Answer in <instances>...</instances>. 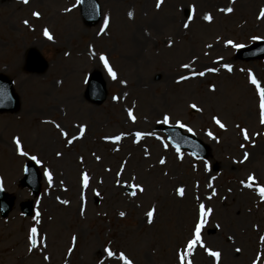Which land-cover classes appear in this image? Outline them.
I'll list each match as a JSON object with an SVG mask.
<instances>
[{
  "label": "rangeland",
  "instance_id": "374dc122",
  "mask_svg": "<svg viewBox=\"0 0 264 264\" xmlns=\"http://www.w3.org/2000/svg\"><path fill=\"white\" fill-rule=\"evenodd\" d=\"M99 2L101 19L87 26L76 0H0V72L20 97L17 111L0 114V180L19 202L31 197L18 183L26 159L35 156L52 178L42 180L32 216L22 215L17 202L0 218V264H123L121 253L131 264H180L185 253L191 264H217L199 244L186 247L200 204L212 209L201 242L221 253L218 264H264V199L257 190L264 187V124L251 83L264 88V59L235 56L240 46L264 39V0H162L159 8L157 0ZM29 49L45 57L44 70L29 68ZM96 69L107 82L99 105L83 95ZM165 115L205 141L208 157L170 145L157 129ZM136 132L146 135L137 140ZM30 226L38 233L32 251L25 241Z\"/></svg>",
  "mask_w": 264,
  "mask_h": 264
},
{
  "label": "snow or ice",
  "instance_id": "6c2138e0",
  "mask_svg": "<svg viewBox=\"0 0 264 264\" xmlns=\"http://www.w3.org/2000/svg\"><path fill=\"white\" fill-rule=\"evenodd\" d=\"M23 2H24V3H27L28 0H23ZM161 3H162V0H157L156 7L159 8L160 5H161ZM221 11L231 12L232 9H231V8L221 9ZM32 15H33V16H38L39 14L36 13V12H33ZM128 15H129V17L131 18L132 13L129 12ZM260 17H264V9H261V10H260V16H259L258 18H260ZM103 19H104V24H103V26H102L101 29H100V32H101V33L104 32V30L107 28L108 23H109V17H108L107 15H105ZM188 19L191 20L192 17L190 16ZM204 19L207 20V21H210V20H211V16H210L209 14H205ZM25 23H27V22H25ZM184 27L187 28V27H188V24H184ZM44 35H45L49 40L52 39V36L49 34V32H48L47 29L44 30ZM229 43H231V41H229ZM234 47H239V45H234ZM100 60L104 63V66H105V68L108 70L109 75H110L113 79H115V78H116V74H115V72L111 69V67H109L108 62H107V59H106V57H105L103 54H101V56H100ZM181 67H183V68H188L189 65H188V64H182ZM225 67H227V68H229V70H231V69H230V65H225ZM206 71H208V72H213V71H215V69H214V68H207ZM194 74L199 75V76H203L205 73H204V72H199V73H194ZM185 79H187L186 76L181 75V76L179 77V80H185ZM178 82H179V81H178ZM251 83H252L253 85L256 86L257 93H258L259 96H260V123H261V124H264V88H262V87L260 86V84H259L254 78L251 79ZM114 99H115V97H114ZM190 107L196 109V111H200V109L197 108L196 105H194V104H193V105H190ZM128 115H129V118H130V119H133V120L135 119V118L132 116L131 111H129ZM169 119H170V118H169L168 115H165V116H164V122H165V123H167ZM213 121H214V122H215V123L221 128V129H224V128H225V125H224L223 123H221V121H220L217 117L214 116V117H213ZM177 125H178L179 127H181V128H186V127H187L184 123H182V122H180V121H177ZM57 127H59V125H57ZM79 131H80L81 134H82V133L84 132V127L81 126L80 129H79ZM187 131L191 132L192 129H191V128H187ZM241 132L244 133V139H245V140H248V139H249V136L247 135L246 130L241 129ZM61 135H67V134L62 132ZM134 135H135V137L137 138V140H139L141 137H143L144 135H146V133H143V132H136ZM208 135H209L210 137H212L213 139H215V137L212 136V133H211V132H209ZM77 138H78V137H73V139H77ZM112 139H114V140H116V141H119V140L121 139V137H120V136H115V137H113ZM15 142H16V144H17V149L19 150V148H20L19 141L16 140ZM68 143L71 144V143H72V140H69ZM241 147H244V145L242 144ZM177 151H179V149H177ZM21 154H22V155H26V153H21ZM57 155H60V153H57ZM247 157H248V154L245 153V154H244V159H247ZM32 159H33V160H36L37 158H36L35 156H33ZM97 159H99V157H97ZM159 162H160L161 164H164V163H165V160H164L163 158H161ZM241 162H242V161H241ZM44 175H45L49 180H51V174L49 173V171H48L47 169L45 170ZM81 179H82V184H83V186H84V187H87V185H88V181H89V176H88V174H87V173H82V174H81ZM247 180L250 181V182H253V183H254V177H253L252 175H249V176L247 177ZM242 183H243V182H242ZM251 186H252L251 184H245V187H251ZM134 187H136L137 189H139V191L143 192V188H141L139 185H134ZM257 190H258V194H259L260 198H261V199H264V187L257 186ZM177 192L180 193V194H182L183 189H177ZM130 194H131V195H135V192L130 193ZM213 195H215V192H213ZM63 203H67V201H63ZM211 212H212V209H211V208H207V209H205V205H203V204H200V205H199V215H198L197 221H196L195 224H194V229H193V234H192V235H193V238H192V239H189V240L187 241V243H186V247H187L188 249H192L195 245L199 244V247L203 248V250H204L206 253H208V255H209L210 257L214 258L215 261H216L217 264H218V262H219V260H220L221 253H220L219 251H212V250L208 249V248L205 247L204 244L201 242V230H202V228L204 227V225H205V223H206V218L210 215ZM36 215L39 216V213H37ZM120 215L123 216L124 213H120ZM147 216H148V217H152V216H153V211H149V212L147 213ZM36 233H37V229H36L35 227H33V228L30 229L29 242L32 244L33 247L35 246V241L33 240V237L36 235ZM261 239H264V237H261ZM29 251H32V248H29ZM104 251L108 254L109 257L113 256V252L110 251L108 248H105ZM235 251H236V252H239L240 249L237 248ZM186 255H187V253H185V254H180V255L178 256L179 261H180V264H191L190 261H187V262H186V259H185ZM44 259L47 260L48 257H44ZM119 259L123 261V264H131V261H130L129 259H127L123 253L120 254ZM253 264H256V262L253 261Z\"/></svg>",
  "mask_w": 264,
  "mask_h": 264
},
{
  "label": "water",
  "instance_id": "95a60500",
  "mask_svg": "<svg viewBox=\"0 0 264 264\" xmlns=\"http://www.w3.org/2000/svg\"><path fill=\"white\" fill-rule=\"evenodd\" d=\"M81 9L83 17L88 24H92L94 21L99 19L100 10L97 0H81ZM87 14L91 15L89 19L87 17ZM260 48H263L262 44L256 45L255 47H247L246 49H242L240 51V57L242 58L254 55L260 51ZM31 58L32 59L30 62V66L34 69L41 70L45 67L46 62L39 55L34 54ZM11 85V81L4 74L0 73V111L13 110L17 107L18 99L14 94ZM85 95L89 100L95 103H100L106 96L105 84L99 73L96 72L90 76L87 88L85 90ZM163 129L168 133L169 138L178 146L190 148L192 152L199 157H204L207 155V146L203 144L199 139L183 135L179 132L178 129H175L173 127H163ZM30 166L36 174L34 166L32 164H30ZM27 170L29 173V166H27ZM25 179H27V177L23 180ZM31 180L35 182L34 179ZM37 189L38 185L36 184V186H34V191H37ZM12 204L13 197L8 198L7 194L2 191L0 185L1 216H5L8 214ZM31 210L32 209L30 204H27L25 206V211L27 213H30Z\"/></svg>",
  "mask_w": 264,
  "mask_h": 264
},
{
  "label": "bare ground",
  "instance_id": "6f19581e",
  "mask_svg": "<svg viewBox=\"0 0 264 264\" xmlns=\"http://www.w3.org/2000/svg\"><path fill=\"white\" fill-rule=\"evenodd\" d=\"M253 149H254V148H253ZM260 149H261V147H260V148L258 147V148H256L255 150H260Z\"/></svg>",
  "mask_w": 264,
  "mask_h": 264
}]
</instances>
